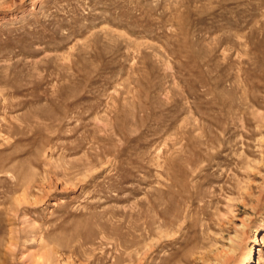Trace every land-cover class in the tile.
<instances>
[{
  "label": "rangeland",
  "instance_id": "obj_1",
  "mask_svg": "<svg viewBox=\"0 0 264 264\" xmlns=\"http://www.w3.org/2000/svg\"><path fill=\"white\" fill-rule=\"evenodd\" d=\"M251 246L264 264V0H0V264Z\"/></svg>",
  "mask_w": 264,
  "mask_h": 264
},
{
  "label": "bare ground",
  "instance_id": "obj_2",
  "mask_svg": "<svg viewBox=\"0 0 264 264\" xmlns=\"http://www.w3.org/2000/svg\"><path fill=\"white\" fill-rule=\"evenodd\" d=\"M256 241V240H255ZM258 250L257 248H254L253 246L250 247V252H244L241 256H239L234 264H249L251 258L253 257L254 251Z\"/></svg>",
  "mask_w": 264,
  "mask_h": 264
}]
</instances>
